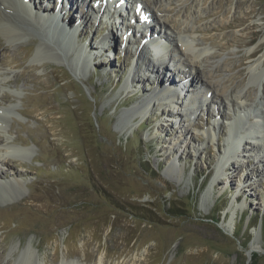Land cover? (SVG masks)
<instances>
[{"label": "rangeland", "instance_id": "1", "mask_svg": "<svg viewBox=\"0 0 264 264\" xmlns=\"http://www.w3.org/2000/svg\"><path fill=\"white\" fill-rule=\"evenodd\" d=\"M137 1L177 23V38L196 43L198 55L214 56L202 64L217 62L207 80L218 94L192 86L171 117L163 104L146 103L150 90L165 86L146 81L153 72L144 71L161 56L152 62L151 45L138 33L124 38L129 19L110 27L113 0H77L72 21L58 31L25 14L37 32L11 40L0 31V154L12 142L28 152L7 154L22 174L15 175L18 189L0 164L7 185L0 189V264H25V250L27 264H264V140L258 150L246 143L247 151L230 152L225 166L218 161L229 128L264 122V80L260 88L247 83L249 65L264 53V0ZM121 2L124 13L136 3ZM62 4L52 5L57 18ZM14 14L23 29L27 23ZM187 24L198 31L182 32ZM162 29L173 35L170 26ZM111 35L115 44L106 46ZM37 46L46 57L40 61L33 60ZM166 63L165 84L176 62ZM222 89L228 98L243 89L249 106L221 104L217 116L206 99L219 102ZM193 94L194 107L184 106ZM140 102L145 113L132 109ZM179 117L184 130L167 120ZM168 203L183 214L167 213Z\"/></svg>", "mask_w": 264, "mask_h": 264}, {"label": "bare ground", "instance_id": "2", "mask_svg": "<svg viewBox=\"0 0 264 264\" xmlns=\"http://www.w3.org/2000/svg\"><path fill=\"white\" fill-rule=\"evenodd\" d=\"M100 1L102 2V0H100ZM135 1H136V4L137 3L138 4H142L141 2H139L137 0H135ZM17 2L19 4V9L17 8L15 0H0V31L2 33H5L6 34L5 36H9V39H11V40H15V39L23 36L24 34H27L26 33V32H28L27 30H31V31L37 32L35 24L30 22L28 19L24 18V16H23L24 14H25V16H31V17L35 18V20H37V21L39 20V22H44V25L47 26V29H51L52 28L55 31H58V27L64 26L66 23L72 21V17H73V13L72 12L75 9L74 8V6H75L74 4L77 2V0H62L63 4H62V7H61V10L59 9L60 10L59 18L56 17V16H58L57 10L54 11L55 9L52 7L53 4H58L59 0L58 1L55 0V2L53 4L51 2L50 6H46V5L42 4L40 2V0H27V2L24 1V0H17ZM43 3H46V2H43ZM141 7L143 8V10L148 12L150 20H154V25H155V26L150 27L152 25L150 21H149V23H150L149 25H147V24L146 25L144 24L145 26L143 25V30L144 31L141 32L139 37H138L140 39L144 38V42H143L142 45H144L145 41H149L148 43L152 47V44H154L156 42V43H159V45L162 48H164L166 52H168L167 48L169 46H173V52H177L179 54V58L178 59H176L174 57V54H173V55H171V56H169L167 58H165V57L162 58L161 62H157V63L154 61V59H152V56H150L151 61L152 62L154 61L152 63L153 66H152V68H151V66L149 67V65L145 66L144 67V71L149 69V70H151L153 72V74L152 75H147L146 81L150 82L152 85H156L157 82H162L163 83L162 85H165V86L164 87L162 86L161 89H158L157 87H154L153 91H155V92H153V93H151V90H150V94L148 95L149 100H146L145 102L146 103L153 102V106L154 105L157 106L158 104L161 103V104L164 105V108L167 110V113H168L170 110H173V112H174V108H175V107H173L174 106L173 105L174 101L178 100V99H181L180 98L181 92L188 91L189 93H192V91H193L192 86L198 85L200 88L203 87L205 89V94L210 93V92L211 93L216 92V90H214V86L215 85L213 83H211L210 81H208V80H209V77H210L209 74H211V73L213 74L212 68L214 66H216L217 62L216 61H211L209 63L211 68H209V69H208L207 66L202 64V62L210 61L211 59H213L214 56L208 55L207 53H204V52H200V54L198 55L197 52H196V48H197V44L196 43L194 44V43L189 42V41H187L185 39L177 38V32L174 31V29H176V30L178 29V24L177 23L173 22V20H170V19L167 20L166 18H163L164 20L160 21L158 19V17H156V12H155L153 7H151L149 5L148 6L142 5ZM120 9H122V8L121 7L120 8H116L117 16H115V18L111 21L110 27L113 28V29L115 27H117V23H121L120 20L122 19V17L128 15V13L126 12L127 11L126 7L124 9L125 13L121 12ZM46 11H47V13L45 15L46 18L44 20L43 19H39V18L36 17L37 16L36 15L37 12H41L42 13V12H46ZM48 11L50 13H48ZM101 11L103 12V9H101ZM65 12L67 14L66 18L62 17V15ZM14 13L15 14L16 13H20L21 16H17V18L19 17L20 21L22 19V21H25L27 23V24H25V27L23 29H21V27L18 25V20L16 19V17H13L16 21H14V19L11 18ZM138 14H139L138 16H143V15H141L140 12ZM138 16H136V20H138ZM115 19H117V21H115ZM54 21L58 22V26L54 23ZM163 25L170 26L172 28V30H173V32H172L173 35L166 34L164 32V30L162 29ZM155 29L157 30L156 31L157 33H154ZM197 29H198V27L195 28L194 25L190 27L187 24V25L183 26V28L180 29V30H182V32H184V33L190 34V36H191V32H197L198 31ZM128 30L129 29L126 30V35H125V39L126 40L128 39L127 35L128 34H129V36L131 35L130 33H127ZM131 33H132V31H131ZM13 34H15V35H13ZM114 38H115L114 35L109 36L107 38L106 46L107 45L108 46H113L115 44ZM137 40L138 39H136L134 42L136 43ZM152 40L154 42H152ZM130 41L132 42L133 40L130 39ZM165 43L166 44L169 43L168 44L169 46L166 45ZM125 46H126V44H125ZM136 46H138V48H140L139 44L136 45ZM42 48H43L42 46H37L35 48V51H34L35 53L33 54V60L40 61V60L46 58L43 55L45 53H43L44 51L42 50ZM106 56L108 58H110L109 54H106ZM172 58L176 62V64L174 65L175 67H173V68H170V67L168 68L167 67L166 68L167 71L164 73V74H166V78L168 79L167 83L170 82V84H171L170 85V84H167V83L165 84V80L163 79L164 75L162 74L161 70L167 64L166 63V59H171L172 60ZM263 59H264V53L262 55H260V57L256 61L251 63L249 65V67H248L249 77H248V82L247 83L248 84H257L258 88H260L262 86V81L264 80V69L260 68V64H261ZM207 64L208 63H206V65ZM153 67H155V69H156L155 73H154ZM185 68H189V72H184V71H187ZM204 68H207V70H204ZM168 69H171V71L170 70L168 71ZM183 69H184V71H183ZM157 74L161 77L160 80H158L159 76H157ZM185 75H187V76H185ZM169 77H171V78H169ZM174 77H175V80H174ZM175 81H176V83H175ZM166 90L169 91L170 93L169 94L166 93L167 92ZM244 93H246V91H244L243 89H238L235 93H233L234 94L233 97L230 96V98H228L226 93L225 94L223 93V89H222V92H220V94L223 95V97H221V100L219 102L217 101V99L215 98L214 95L209 96V98H207L206 100H207V102H208L210 107L215 106V112H216V115L218 116L220 114L222 115V112L219 109L221 104H223V105L225 104L226 105V103H227L231 107V109L236 110V111H238V110L239 111H243L245 109V107L248 105V104L247 105L244 104V101H243L245 99V98H243L244 97L243 96ZM260 94L262 96H264V90H262V91L260 90ZM191 98L196 99L197 97L193 94V96H191ZM226 100H228V101H226ZM260 100L263 102L264 98L260 97ZM145 102L142 105H141V102L138 103L136 106H133L132 109H134L136 113H145L146 110H147ZM261 104L264 105V102L261 103ZM9 109H3L2 113H7L9 111ZM260 112L259 113L263 117L264 116L263 109H261ZM167 113L165 115H167ZM177 113H179V112L177 111ZM171 115H173V114L170 113V117H171ZM172 117L176 118L175 116H172ZM167 120H170V122L172 124H173V121H175L176 126L182 130L183 126H182V124L180 125V120H182V119L180 117H179V121L178 120L176 121V119H174V120L167 119ZM165 121H166V118H165ZM263 121H264V117H263ZM216 124L217 123H215V125ZM166 125L169 126L170 123L169 124L166 123ZM194 125H195V123H194ZM256 126H257L258 129H260V131H255ZM262 128H264V122L263 123H261V122L254 123V124L250 125L247 129L244 130L245 131V135H248V137H246V138H252L253 144H251V147L253 148V150H258V149L261 148L260 142H262V140H264V133H263V129ZM217 129H218V127H217ZM183 130H184V128H183ZM232 130H233V128H230V131H229L230 135L233 134ZM235 131L237 132V130H235ZM228 138H230V136H228ZM2 140H3V138H0V143L2 142ZM235 140H237V141L234 144H237V143L241 144V139H240L239 134H237L235 136ZM248 141H249V139H248ZM229 143L232 144V140ZM247 145L244 144L243 149H242L243 151H247L246 150ZM5 149L7 150L6 152L14 153L16 155L17 154H23L24 155L27 152L22 144H16L14 142H12V144H10L9 146H6ZM225 149H227V148H225ZM230 152L233 153L234 150L230 149L227 154L222 155L223 156L222 160H220L221 158L219 157L220 159L218 161H220L221 165L225 166L226 161L231 157L230 156L231 155ZM7 154H4V153L0 154V164L5 166L4 168H2L3 169V172H2L3 175H7V176L9 175L10 177L11 176H15V175H22L19 170L13 169L12 167L9 166L8 161L6 159L7 158ZM258 162L263 163V166H264V156H260ZM4 169H6V170H4ZM255 171H258L257 167H255ZM16 177L17 176H15L14 179L11 180L10 183L14 184L15 188L18 189L19 182L16 180ZM1 179L2 178L0 177V189L6 190V186L7 185L5 183H3L1 181ZM231 181H233V180L230 179L229 183H231ZM230 223H232V219H231ZM251 249H253V248H251ZM22 255H23V259H24L23 261H26L24 263L27 264L28 261H29L28 250H25L24 253H22Z\"/></svg>", "mask_w": 264, "mask_h": 264}, {"label": "trees", "instance_id": "3", "mask_svg": "<svg viewBox=\"0 0 264 264\" xmlns=\"http://www.w3.org/2000/svg\"><path fill=\"white\" fill-rule=\"evenodd\" d=\"M146 211H150L151 212L150 209H146ZM166 212L169 213V214H172V215H181V214H183V211H182L181 207L176 206L175 204H172V203H168V209H167ZM261 216H263V215H261ZM207 218L213 219V221H215V222L218 220V219L211 218V217H207ZM260 222L262 223V228L264 229V217L260 218Z\"/></svg>", "mask_w": 264, "mask_h": 264}]
</instances>
